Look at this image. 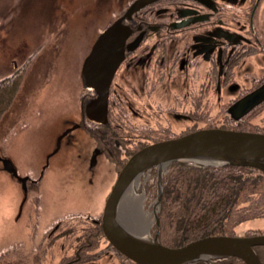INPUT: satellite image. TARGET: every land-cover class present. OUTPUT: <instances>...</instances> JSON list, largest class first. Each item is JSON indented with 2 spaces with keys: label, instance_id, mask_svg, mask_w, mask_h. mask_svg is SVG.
Masks as SVG:
<instances>
[{
  "label": "rangeland",
  "instance_id": "374dc122",
  "mask_svg": "<svg viewBox=\"0 0 264 264\" xmlns=\"http://www.w3.org/2000/svg\"><path fill=\"white\" fill-rule=\"evenodd\" d=\"M102 5L103 0H0V79L23 67L18 92L0 118V155L11 161L20 177L38 179L37 184H27L24 190L21 182L0 163V264H30L31 257L34 259L30 235L35 232L37 241L42 231L60 216L100 215L128 160L117 169L101 154L88 167L85 158L90 156L92 138L82 128H74L65 135L58 151L51 154L63 131L79 122L82 62L98 32L114 19V7L109 11L106 0ZM250 65L255 76L264 73L263 56L251 59ZM202 112L214 117L217 114V119L203 122L200 129L234 130L225 116L227 110L218 108L216 114L215 110ZM259 112L248 118L251 130L237 131L263 133L264 107ZM167 167L161 170L162 190ZM138 184L136 195H143L140 213L148 219V235L154 237L159 232L153 230L161 203H157L156 168L144 172ZM131 205L129 200H123L117 217L124 224L136 225L140 218ZM80 222L73 221L76 225L87 224ZM248 228H264V217L243 221L235 231ZM19 243L30 245L26 254L19 249ZM105 250L101 252L103 260L92 264H121L120 257L108 252L107 247ZM89 251L93 254L92 249ZM53 257L55 260L56 256ZM44 261L42 264L53 263L51 258L48 263Z\"/></svg>",
  "mask_w": 264,
  "mask_h": 264
},
{
  "label": "flooded vegetation",
  "instance_id": "af4514ba",
  "mask_svg": "<svg viewBox=\"0 0 264 264\" xmlns=\"http://www.w3.org/2000/svg\"><path fill=\"white\" fill-rule=\"evenodd\" d=\"M106 1L114 19L98 35L117 22L125 37L123 58L108 86L105 119L93 106L96 92L82 89L79 122L68 127L76 125L92 138L88 167L101 154L116 167L108 156L128 159L148 144L199 130L217 119L218 108L239 121L264 104L263 98L242 115L235 108L245 96L264 91V73L255 76L250 65L264 57V0ZM202 110H215L216 117ZM59 147L56 142L51 154ZM101 215L95 216L100 228ZM74 220L69 214L58 217L37 241L32 232L34 259L28 262L92 264L103 260L107 247L121 264H136L113 249L102 229H74ZM29 246L19 243L24 254Z\"/></svg>",
  "mask_w": 264,
  "mask_h": 264
},
{
  "label": "water",
  "instance_id": "95a60500",
  "mask_svg": "<svg viewBox=\"0 0 264 264\" xmlns=\"http://www.w3.org/2000/svg\"><path fill=\"white\" fill-rule=\"evenodd\" d=\"M116 23L98 35L83 60L80 71L82 87L96 92L93 106L104 119L108 86L123 58L125 36ZM263 98L264 91L257 90L245 96L244 100L235 106L236 111L241 115L246 114ZM74 128L76 125L66 129L59 136L57 147L61 138ZM176 160H190L213 166H251L264 171V134L220 128L199 129L180 137L151 143L133 153L118 173L103 207L101 229L107 241L136 264H187L199 260L210 262L226 257H237L245 264H264L253 249L254 246L264 245L262 234L242 237L211 235L173 248L162 245L157 234L154 237L148 233L145 235L137 231L134 225H125L118 220L117 213L128 189L144 172L154 167L158 173L159 204L162 193L161 170ZM0 163L26 190V181L29 178L20 177L11 161L1 155ZM155 219L158 221L157 217Z\"/></svg>",
  "mask_w": 264,
  "mask_h": 264
},
{
  "label": "trees",
  "instance_id": "16d2710c",
  "mask_svg": "<svg viewBox=\"0 0 264 264\" xmlns=\"http://www.w3.org/2000/svg\"><path fill=\"white\" fill-rule=\"evenodd\" d=\"M22 68L20 66L0 79V118L6 110L5 107L11 104L18 92ZM263 107L264 104L253 108L245 116V122L230 121V129L251 130L248 118L260 113ZM262 132L264 133V128ZM90 133L96 136L91 130ZM108 157L116 164L117 169H121L127 159ZM167 169L169 171L163 175L158 221L155 222L153 230L156 233L159 229L157 235L162 245L176 248L194 239L211 235H264V228H250L239 233L235 231V227L243 221L264 217L263 170L236 165L213 167L190 160L173 161ZM69 215L75 220L87 221L86 225L91 226L90 231L101 230L96 221L98 217L76 213ZM91 224L96 226L92 227ZM76 228L78 227L75 223L74 229ZM254 250L264 263V245L254 246ZM187 264L245 263L237 257H226Z\"/></svg>",
  "mask_w": 264,
  "mask_h": 264
},
{
  "label": "bare ground",
  "instance_id": "6f19581e",
  "mask_svg": "<svg viewBox=\"0 0 264 264\" xmlns=\"http://www.w3.org/2000/svg\"><path fill=\"white\" fill-rule=\"evenodd\" d=\"M138 185H139L138 181L134 185H132L128 189L123 200L124 201L129 200V202L132 204L131 206H133L134 209L136 210V212L139 214V218H140L139 220L140 221L136 225L134 224L135 229H137V231L144 232L143 234L147 235V230L145 229V224H146V222H148V219L145 216H143L142 213H140L141 203L143 202V195H141V196L136 195V189H137ZM133 217L136 220L138 219L136 216H133ZM132 221L135 223V220L132 219ZM248 229H250V228H248Z\"/></svg>",
  "mask_w": 264,
  "mask_h": 264
}]
</instances>
